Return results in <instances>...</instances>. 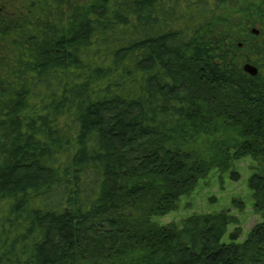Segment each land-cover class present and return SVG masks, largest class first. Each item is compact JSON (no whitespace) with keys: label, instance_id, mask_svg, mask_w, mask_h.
Instances as JSON below:
<instances>
[{"label":"trees","instance_id":"obj_1","mask_svg":"<svg viewBox=\"0 0 264 264\" xmlns=\"http://www.w3.org/2000/svg\"><path fill=\"white\" fill-rule=\"evenodd\" d=\"M241 3L0 12V264H264V86L217 13ZM249 155L261 220L242 240H221L226 210L156 220Z\"/></svg>","mask_w":264,"mask_h":264},{"label":"rangeland","instance_id":"obj_2","mask_svg":"<svg viewBox=\"0 0 264 264\" xmlns=\"http://www.w3.org/2000/svg\"><path fill=\"white\" fill-rule=\"evenodd\" d=\"M30 1L9 0L10 3H14L16 6L28 5ZM261 2L262 0H242L241 4L231 8L222 7L217 13L227 20V25L230 27L227 31H231V34L233 33L235 38L239 39L238 37L241 36L240 33L244 27V20L247 18L246 15L251 11L253 5ZM254 165V161L249 155L235 160L232 167L227 171L211 170L197 181L195 187L189 193L179 197L173 210L162 215V217H157L156 220L160 224H179L185 216L192 213L226 210L234 215L238 222L228 224L221 240L224 242L229 241L231 231L237 226L241 228V232L236 239L242 240L252 225L261 220L260 215L252 209L254 198L247 186V180L254 169ZM233 172L237 173L238 178L232 176Z\"/></svg>","mask_w":264,"mask_h":264},{"label":"flooded vegetation","instance_id":"obj_3","mask_svg":"<svg viewBox=\"0 0 264 264\" xmlns=\"http://www.w3.org/2000/svg\"><path fill=\"white\" fill-rule=\"evenodd\" d=\"M9 3V0H0V12L6 14L9 8H13V3ZM246 16L249 20L245 18L246 21L244 20L241 36L233 41L236 43L242 57L240 62L242 70L244 71L245 63L254 66L258 80L264 86V0L259 4L253 5ZM244 72L250 75L249 72Z\"/></svg>","mask_w":264,"mask_h":264},{"label":"water","instance_id":"obj_4","mask_svg":"<svg viewBox=\"0 0 264 264\" xmlns=\"http://www.w3.org/2000/svg\"><path fill=\"white\" fill-rule=\"evenodd\" d=\"M244 71L249 72L250 75H256V69L251 64L245 63V65H244Z\"/></svg>","mask_w":264,"mask_h":264}]
</instances>
